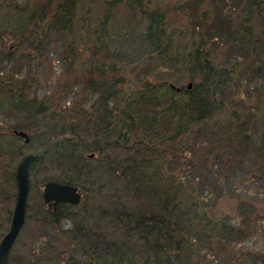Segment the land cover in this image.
Here are the masks:
<instances>
[{"label": "trees", "instance_id": "16d2710c", "mask_svg": "<svg viewBox=\"0 0 264 264\" xmlns=\"http://www.w3.org/2000/svg\"><path fill=\"white\" fill-rule=\"evenodd\" d=\"M83 1L0 0L1 45L5 46V34L10 32L19 42L25 43L26 48L32 47L33 51L41 54L52 38H59L63 46V58L67 59V68L72 69L80 60L84 49L91 50L88 62L82 70L83 79L79 82H85V88L99 93L90 101V106L79 109L83 119L81 122L69 124L72 131L76 132L74 129L77 126L90 127L95 131L99 129L97 133L102 130L106 136L112 128L110 125L116 121L117 112L119 120L124 122L126 127L125 139L131 131H139L142 128L149 131L150 135L159 136L161 142L168 140L175 146L171 147L175 150L184 134L195 137V141L203 148L197 151L196 158H191L190 161L200 169L202 175L205 173L202 170L212 171L218 180L216 192L222 189L219 188L221 178L227 177L231 171L232 179L236 172L245 171L250 173L254 183L264 181V178H260L261 172L264 175V107L261 114H258L255 105L249 102V96L244 95L233 103L229 94L231 89H244V82L249 81L251 88L261 95L264 101V62L253 65L254 61L251 59L243 65L234 66L232 55L228 53L222 58L226 65H220L211 49L206 47L207 44L222 39L221 41L228 42L229 49L234 50L240 58L253 54L256 60L261 59L264 55V0H224L233 9L240 6L241 12H245L246 16L243 14L240 19L234 18V12H224L222 8L215 7L212 21L209 20L208 14H204L203 19L196 22L190 30L170 29L167 11L160 6L151 7L146 0H101V6L97 5L96 0H90L88 6L81 10ZM120 4L129 10L124 20L119 18ZM205 11L208 13L209 10ZM255 13L262 15L261 25L254 22ZM204 29L208 32L205 40L186 52L184 38L194 36L196 31ZM179 34L183 40L177 36ZM81 36H84L85 40L81 39ZM116 36L119 40L128 41L122 44ZM134 39L144 47L146 59L143 56H135L129 49L133 47ZM5 50L6 48L0 47V52L4 51L3 56L13 64L22 59V56L31 58L34 53L25 49L22 52ZM148 58L155 62L161 61V65L165 63L173 72L189 71L193 86H181L177 89L165 79L148 81L145 82L147 85L144 88H130L126 91V83L135 77L138 78L139 67L144 65L147 68L145 74L154 70L150 69L152 62L146 63ZM88 66L95 70L96 74H93L94 71L88 69ZM250 70L253 73H250ZM145 78L146 76L139 78L140 81L137 82H144ZM27 79L29 78L17 81L14 87L16 89L7 87L5 91L0 92V111L13 113L17 110L18 114L36 124L40 123L41 119L46 121L47 116L58 118L59 110L51 108V102L47 101L51 95L31 96V84H27ZM255 79H260L261 84L255 86ZM36 80L34 76L33 81ZM13 83V78L9 77V83L6 85L13 86ZM147 105L153 106L148 108ZM23 122L16 123L15 128H19ZM63 123L55 120L47 128V139H50V133L58 126L63 130L66 125ZM3 136L7 141L11 138L9 134ZM101 136L103 135L95 136L92 147L102 151L110 142L103 141ZM70 140L72 137L55 141L39 153L38 159L32 165L43 157H50L53 161L71 166L75 177L86 179L85 176L90 175L99 164L94 167L91 163H86L90 162L89 158L76 153ZM69 148L73 150L70 152ZM155 150L157 151H152L150 155L141 151L129 153L114 166L116 171L120 166L127 182L133 183L132 189L143 194L153 204L149 212L135 211L125 206L120 208V215H125V221L130 228H137L138 236L142 239L140 242H144L145 250L152 253V262L199 264L201 259L197 250L200 244L209 245L216 241V246L212 248H218V259L214 260L213 264H225V258L229 260L225 240L234 234L233 226L224 222H213L211 218L207 219L204 210L199 212L200 205L192 194L184 195L188 194L187 191L191 192L186 189L187 183L177 180L172 169L169 173L163 170V166L156 160L160 150ZM200 156L204 162L211 160L212 164H196L195 160ZM103 160V157L99 159L100 162ZM245 160H251V164H246ZM195 178H198L197 175ZM78 180H75V183L74 177L62 179L82 184ZM188 184L193 183L189 181ZM194 185V188L197 187ZM259 185L264 186L262 183ZM213 193L211 189L204 190V205L210 201ZM71 204L60 203L51 215L61 213L62 206ZM196 224L203 226L197 228ZM213 237L217 239L214 240ZM118 249L119 252L114 251L115 249L111 251L115 257L133 258L137 255L133 245ZM244 256L248 257V264H264V251H247ZM147 258L150 259L149 256Z\"/></svg>", "mask_w": 264, "mask_h": 264}, {"label": "rangeland", "instance_id": "374dc122", "mask_svg": "<svg viewBox=\"0 0 264 264\" xmlns=\"http://www.w3.org/2000/svg\"><path fill=\"white\" fill-rule=\"evenodd\" d=\"M96 1L98 6L102 5L101 0ZM146 1L151 7L160 6L166 10L169 27L170 29L176 28L175 30L179 28L182 30L189 28L190 30L196 22L203 19L204 14H208L209 20L212 21L215 7L222 8L224 12H234V18L240 19L243 14L246 16L245 12H241L240 6L233 9L224 0ZM89 3L90 0H84L80 5L81 10H84ZM118 7H120L119 18L121 20L126 19L129 13L128 8L123 4ZM205 10H209L208 13ZM260 17L262 15L257 13L253 17L254 22L259 25L262 24ZM9 19L13 20V18ZM7 34H5L6 38L4 39L6 47L0 43V47L6 48L5 51L17 50L22 52L24 49L33 51L34 48H26V44L19 42L12 33ZM207 34V30L204 29L196 31L194 36L185 37L183 42L187 45L186 52L205 40ZM177 36L183 40L182 35ZM116 38L122 44L128 41L119 40L117 36ZM81 39L85 40L84 36H81ZM221 40L206 46L208 50L211 49L220 65H226L222 58L228 53L232 55L234 66L243 65L245 61L250 62L251 59L254 61L253 65L264 62V55L258 60L253 54L240 58L234 50L229 49L228 42ZM132 42L134 43L133 47H129V49L135 53V56H143L146 59L147 53L144 47L139 45L140 42L137 39L132 40ZM125 47L127 48L128 45L126 44ZM62 51L61 40L52 38L41 54L34 50L31 58L22 56L21 61L18 60L16 64L3 56L4 51L0 52V86H5L0 87V92L5 91L7 87L16 89L14 87L17 81L29 78L27 84H31V96L34 94H38L39 97L51 95L47 101L51 102V108L59 110L58 118L47 116L46 121L41 119L40 123L37 124L34 121H28L24 115L18 114L17 110L13 113L0 111V134H2L0 137V239L11 223L17 195L16 168L25 153L29 151L41 153L55 141L63 137H72L70 141L75 147L74 151L88 157L90 162L86 163H91L93 166L99 165L90 175H83L86 179L75 177L71 166L69 167L68 164H63L57 160L53 161L50 157H43L31 166L30 182L32 180L33 184L29 192L26 220L14 243L8 264H159L151 261L152 253L145 250L144 242H140L142 239L138 236L137 228L135 229L133 226L130 228L125 221V215H120V208L125 206L131 207L135 211L145 210L149 212L153 204L143 194L132 189L133 183L127 182L120 166H118L117 171L114 169V166H117L120 160L129 153L141 151L145 155H150L152 151H157L155 149L160 150L156 160L163 166V170L169 173L172 169L177 180H183L187 183L186 189L191 192L187 191L188 194L184 193V195L192 194L194 200H197L200 205L199 212L204 210L207 219L211 218L214 220L213 222H218V224L224 222L233 226L234 234L225 240L229 254V260L228 258L224 260L225 264H248V257L244 256V253L256 250L264 251V186H258L259 183L264 184V181L260 179L261 182L254 183L250 173H245V171L236 172L232 179L231 171L227 177L221 178L222 182L219 188L222 189L216 192L218 180L212 171L202 170L205 172L202 175L200 169L190 161L191 158H196V152L203 148L192 135L184 134L179 139V146H176L175 150L171 148L174 145L168 140L161 142L159 136L150 135L149 131L142 128L139 131H131L125 139L124 130L126 127L124 122L119 120L117 112H115L116 121L110 125L112 128L109 133H106V136L102 130L97 133L99 129L95 131L90 127L77 126L74 129L76 132L72 131L69 124L81 122L83 119L79 109L86 105L90 106V101L96 98L99 92L85 88V82H79L83 79L82 70L86 65L85 63L88 62L91 50L84 49L80 60L73 69L67 68V59L63 58ZM148 62H152L150 69L154 70L145 74L144 71L147 68L143 63V66L138 68V78L135 77L126 83L124 87L126 91H129L130 88H144L147 85L145 82L148 81L157 82L168 79V82H173L180 88L181 86L188 87L190 81L193 83L189 71L186 73L183 71L173 72V69L165 66V63L161 65V61L155 62L151 58L147 59L146 63ZM87 68L92 70L90 66ZM92 71H94L93 74H96L95 70ZM250 73L253 72L250 70ZM34 76L36 81H33ZM145 76L146 81L137 82V80L140 81L139 78ZM9 77L13 78V86L6 85L9 83ZM253 83L258 86L261 84V80L255 79ZM176 86L173 87L177 88ZM243 87L244 89L241 87L240 90H230L231 102L236 103L242 96H249V102L255 105V110L261 114L264 107L263 97L251 88L249 81L244 82ZM147 106L150 108L153 105ZM22 119H25L24 122L21 121ZM55 120L64 122L65 128L61 130L58 126L55 131L50 133V139H47V128ZM19 122H23V124L18 129H24L28 132L29 141L15 132L14 125ZM162 131L159 130V132ZM4 134H9L11 138L8 141L5 140ZM97 134L103 135L101 136L103 141L108 140L110 142L102 151L92 147ZM72 150L69 148L70 152ZM102 157L104 160L100 162L99 159ZM195 161L196 164H212L211 160L204 162L201 156ZM245 162L251 164V160H248L249 163L247 160ZM258 171L260 173L259 169ZM260 174V178H264L262 172ZM195 175L198 178H195ZM69 177H74V182L79 179L78 181L82 183L78 182L77 184L82 192V199L77 204L62 206L61 213L51 215L55 208L43 199V185L49 179L62 180ZM189 181H192L197 187L194 188L193 184H188ZM206 188L211 189L214 193L209 198L210 201L204 205L202 196ZM236 189L240 190L236 191ZM196 226L201 228L203 225L196 224ZM213 239L215 240L217 237H213ZM210 244H200V248L197 250V255L201 259L199 264H213L215 263L214 260L217 261L218 248H212L216 246V241L211 246ZM132 245L137 254L133 258L115 257L112 254L114 252H111L114 249V251L119 252L118 247L125 248V246Z\"/></svg>", "mask_w": 264, "mask_h": 264}, {"label": "water", "instance_id": "95a60500", "mask_svg": "<svg viewBox=\"0 0 264 264\" xmlns=\"http://www.w3.org/2000/svg\"><path fill=\"white\" fill-rule=\"evenodd\" d=\"M192 82L188 83V87L192 86ZM172 86H176L171 82ZM180 89V86H176ZM15 132L25 137L26 141L30 140V135L24 129L15 128ZM39 157L38 152L29 151L23 155L16 168L17 195L13 209L11 223L0 239V264H8L10 254L14 243L25 223L28 198L31 187L30 168L32 163ZM43 199L54 208L61 202H69L77 204L82 199V192L79 186L69 181L58 179L47 180L42 188Z\"/></svg>", "mask_w": 264, "mask_h": 264}, {"label": "flooded vegetation", "instance_id": "af4514ba", "mask_svg": "<svg viewBox=\"0 0 264 264\" xmlns=\"http://www.w3.org/2000/svg\"><path fill=\"white\" fill-rule=\"evenodd\" d=\"M61 203H69V202H61ZM59 204H60V203H59ZM59 204H58V205H59ZM58 205H57V206H58ZM56 208H57V207H56ZM56 208H55V209H56Z\"/></svg>", "mask_w": 264, "mask_h": 264}]
</instances>
